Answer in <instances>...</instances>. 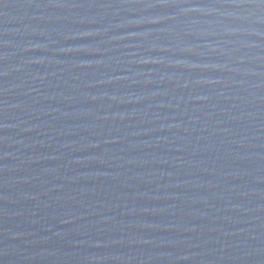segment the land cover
Returning a JSON list of instances; mask_svg holds the SVG:
<instances>
[{"label":"water","instance_id":"water-1","mask_svg":"<svg viewBox=\"0 0 264 264\" xmlns=\"http://www.w3.org/2000/svg\"><path fill=\"white\" fill-rule=\"evenodd\" d=\"M0 264H264V0H0Z\"/></svg>","mask_w":264,"mask_h":264}]
</instances>
